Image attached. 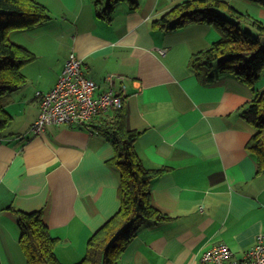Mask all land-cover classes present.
<instances>
[{
    "label": "crops",
    "instance_id": "obj_1",
    "mask_svg": "<svg viewBox=\"0 0 264 264\" xmlns=\"http://www.w3.org/2000/svg\"><path fill=\"white\" fill-rule=\"evenodd\" d=\"M38 1L53 19L11 37L36 58L22 67L26 83L7 98L13 118L0 133V264H27L13 209L42 210L59 260L77 264L121 207L107 136L68 124L32 130L37 92L56 86L72 52L103 89L107 75L125 78L127 125L140 131L136 150L147 168L166 169L151 197L171 218L145 221L120 264H208L203 254L218 243L241 259L264 234V170L247 148L256 129L241 115L264 92V73L255 85L220 74L204 81L189 61L220 40V31L208 23L174 30L154 23L182 0H139L136 10L121 3L110 20L98 16L94 0ZM249 2L253 9L245 11L264 22V8Z\"/></svg>",
    "mask_w": 264,
    "mask_h": 264
},
{
    "label": "trees",
    "instance_id": "obj_2",
    "mask_svg": "<svg viewBox=\"0 0 264 264\" xmlns=\"http://www.w3.org/2000/svg\"><path fill=\"white\" fill-rule=\"evenodd\" d=\"M98 16L110 20L118 5L127 3L138 8L139 0H94ZM248 1V0H246ZM264 8V0H249ZM50 9L38 0H0V133L12 121L6 109L8 96L26 83L22 67L35 60V53L15 43L10 33L28 30L50 22ZM208 23L221 33L220 40L206 50L192 55L189 65L204 81L217 75H232L250 85L264 73V22L228 0H182L174 4L154 23L161 30H174L190 23ZM255 31V34L253 33ZM251 57L246 58V53ZM256 129L247 148L257 159L258 170H264V92L258 93L241 111ZM95 121H97L95 123ZM92 128L109 138L116 154L111 163L120 173L121 207L89 239L86 253L77 264H120V256L148 220L163 222L170 215L152 202V182L166 169H149L140 158L135 142L140 131L127 125L124 107L107 117L92 121ZM18 218L20 244L27 264H63L56 253L57 239L50 233L42 210L13 209Z\"/></svg>",
    "mask_w": 264,
    "mask_h": 264
},
{
    "label": "built area",
    "instance_id": "obj_3",
    "mask_svg": "<svg viewBox=\"0 0 264 264\" xmlns=\"http://www.w3.org/2000/svg\"><path fill=\"white\" fill-rule=\"evenodd\" d=\"M124 77L115 73L106 76L103 89L89 78L82 60L70 53L56 86L48 92H37L41 111L32 124V130L43 133L49 125L68 124L92 128V121L107 117L124 107L126 85ZM117 81L120 85H117ZM208 264H264V234L258 235L256 243L241 259L225 243H218L203 254Z\"/></svg>",
    "mask_w": 264,
    "mask_h": 264
},
{
    "label": "rangeland",
    "instance_id": "obj_4",
    "mask_svg": "<svg viewBox=\"0 0 264 264\" xmlns=\"http://www.w3.org/2000/svg\"><path fill=\"white\" fill-rule=\"evenodd\" d=\"M228 1L231 2L233 6L238 7V8H241L242 11H245L247 8L253 9L252 6L250 5L249 0L248 1H246V0H228ZM252 15L254 16V14H252ZM253 33L255 34V31H253ZM12 34H13V32L10 33V37H12ZM245 56H246L247 59L250 58L251 57V52L246 53Z\"/></svg>",
    "mask_w": 264,
    "mask_h": 264
},
{
    "label": "water",
    "instance_id": "obj_5",
    "mask_svg": "<svg viewBox=\"0 0 264 264\" xmlns=\"http://www.w3.org/2000/svg\"><path fill=\"white\" fill-rule=\"evenodd\" d=\"M261 42L264 44V36L261 37Z\"/></svg>",
    "mask_w": 264,
    "mask_h": 264
}]
</instances>
